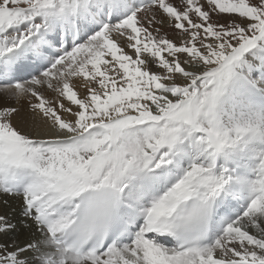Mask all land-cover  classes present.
I'll return each mask as SVG.
<instances>
[{
	"label": "snow or ice",
	"instance_id": "snow-or-ice-1",
	"mask_svg": "<svg viewBox=\"0 0 264 264\" xmlns=\"http://www.w3.org/2000/svg\"><path fill=\"white\" fill-rule=\"evenodd\" d=\"M0 196V264H264V0H0Z\"/></svg>",
	"mask_w": 264,
	"mask_h": 264
},
{
	"label": "bare ground",
	"instance_id": "bare-ground-1",
	"mask_svg": "<svg viewBox=\"0 0 264 264\" xmlns=\"http://www.w3.org/2000/svg\"><path fill=\"white\" fill-rule=\"evenodd\" d=\"M148 15H150V13ZM148 18H150V16H148ZM166 29L170 33L169 30H171V28H165L164 30ZM172 34L175 36L177 32L173 31ZM47 97L49 99H55V93L49 90ZM18 105L20 109V117L17 119H28L30 117V113L27 103L22 99ZM18 105L15 106L17 107ZM5 200H7V204L4 203ZM0 214H7L11 218L12 223L17 225L16 233H10V236H19L21 240L26 238L28 235V229L25 227L26 221L23 219L22 215V200L19 197L8 198L0 196Z\"/></svg>",
	"mask_w": 264,
	"mask_h": 264
},
{
	"label": "rangeland",
	"instance_id": "rangeland-1",
	"mask_svg": "<svg viewBox=\"0 0 264 264\" xmlns=\"http://www.w3.org/2000/svg\"><path fill=\"white\" fill-rule=\"evenodd\" d=\"M148 16H150V18H151V13H150V15H148ZM147 18H148V17H147ZM164 31H166V32L168 33V35H169L171 38H175V39H182V38H183V37H180L178 34H175V36H173L174 34H172V32L175 31L174 29L169 30L170 33L167 31V29L164 30ZM24 101H25V100H24ZM25 102H26V101H25ZM17 107L19 108V105H18Z\"/></svg>",
	"mask_w": 264,
	"mask_h": 264
}]
</instances>
